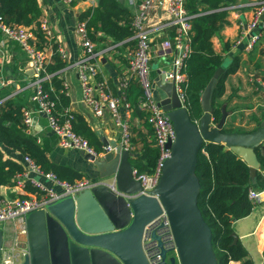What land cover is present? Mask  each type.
Segmentation results:
<instances>
[{
	"label": "water",
	"instance_id": "1",
	"mask_svg": "<svg viewBox=\"0 0 264 264\" xmlns=\"http://www.w3.org/2000/svg\"><path fill=\"white\" fill-rule=\"evenodd\" d=\"M222 73L220 67L212 75L200 95L202 115L191 120L173 83L158 71L151 84L152 96L171 121L175 139L166 145L171 157L163 163L155 187L140 194V183L133 179L128 161L133 154L102 139L104 147L113 151L101 157L80 152L97 172L95 183L28 214L27 254L21 264H217L211 230L197 206L198 152L203 143L224 145L247 164L254 184L260 169L255 150L264 142V119L252 132L223 133L228 113L222 106L219 121L213 123L212 93ZM36 122L33 118L32 126ZM160 218L167 221L171 248H166L159 234L164 228ZM2 243L0 230V253ZM174 249V255H169Z\"/></svg>",
	"mask_w": 264,
	"mask_h": 264
},
{
	"label": "crops",
	"instance_id": "2",
	"mask_svg": "<svg viewBox=\"0 0 264 264\" xmlns=\"http://www.w3.org/2000/svg\"><path fill=\"white\" fill-rule=\"evenodd\" d=\"M36 1L40 11L39 18L46 20L52 31L50 41L45 38L41 41V48L48 51L50 55L46 69L48 66L54 65V55L58 56L64 64L62 69L50 74L52 78L53 76L56 77L59 84L65 82L67 95L62 93V89L57 91L51 80L46 82L49 84L48 91H51L57 98L56 112L61 113L65 109H69L74 117L73 123L75 122L76 125L90 130L100 142L98 150L93 147L97 153H103L104 145L102 139L107 144L119 145V131L115 128L111 116L105 111L102 117H96L91 108L81 101L82 95L78 80L77 65L83 54L79 38L75 33V27L78 21L81 20V15L96 8L99 0H78L71 6L64 5L59 0ZM138 1L140 0L136 2ZM118 2L127 9L129 12L128 19H131L135 13V8L129 5L128 0H118ZM262 2L264 3V0H235L234 5L229 7L225 22L221 24L219 29L214 30L211 37L215 53L225 57L228 61L230 58L237 56L240 61L237 72L228 76L225 81L223 96L215 101L216 104L224 106L228 113L224 128L240 131L237 133H248L264 119V31L260 42L252 51H245V41L238 43L240 35L239 22H246L251 16L254 5ZM158 18L160 19V25L157 29H154L156 31L151 37V57L161 62L158 71L163 72L169 70L164 68L167 65V63L164 64V60L170 61L171 56L169 52H166V57L161 58L160 54L162 52L159 53L161 51L160 43L172 42L174 34L172 29L166 27L165 19L163 17ZM99 36L100 34H98ZM130 41L132 42L131 37L119 44H114L109 39H104L98 43L93 42L97 53L95 61L97 72L96 76L91 80L93 87L97 83H104L107 92L113 96L119 94V83L123 76L127 75L128 56L133 50V42L131 43ZM0 43L6 44V57L2 71L5 80L9 81V84L0 89V109L8 100L19 101L22 104V108L29 110L33 113L32 118L37 119L36 125L30 129V132L25 133L36 137L37 144L44 149L49 162L69 168L80 174L82 178L95 180L97 172L93 169L92 164L85 161L79 151L65 150L58 146V137L48 127L44 115L39 114L36 111L35 104L31 102L32 73L27 54L18 44L10 41L1 32ZM36 45L38 46L37 43ZM60 48L63 49L66 55L64 59L60 56ZM158 71L155 77L158 76ZM95 96H98L97 91ZM134 105L132 106L134 107ZM119 112L122 118L127 120L129 126L130 152L133 156L128 161L133 169H143L141 171L146 172V157L154 155L157 149L154 145L152 129L148 125L144 113L137 109L125 114L123 107H120ZM241 113H244L243 115L250 114L251 117L245 119L241 116L240 123H235L234 115ZM244 119L248 123L246 130L241 129L243 124L246 123V121H242ZM257 149L262 153V148L259 147ZM0 150L3 153V159L12 160L23 168L24 155L2 146H0ZM257 173L264 176V166L260 164V169L257 170ZM30 177L40 181L45 186H52L50 182L39 176L31 174ZM11 184L0 187L1 197L6 199L19 197V192L15 191L14 185ZM29 190L32 191L31 189ZM252 190L260 191L258 189ZM12 226L14 227V224H10V229L7 228L3 232L4 236H10ZM232 229L236 241L240 242L247 253L245 259L250 260L252 264H264V197L260 201L254 202L252 211L247 217L233 222ZM240 263L241 261L229 262V264Z\"/></svg>",
	"mask_w": 264,
	"mask_h": 264
},
{
	"label": "built area",
	"instance_id": "3",
	"mask_svg": "<svg viewBox=\"0 0 264 264\" xmlns=\"http://www.w3.org/2000/svg\"><path fill=\"white\" fill-rule=\"evenodd\" d=\"M62 4L71 6L78 0H59ZM129 5L135 8V13L131 17L130 30L133 50L128 56V72L120 80L119 94L113 96L107 92L104 83H97L93 87L91 80L96 76V56L95 46L89 38L87 19L78 21L75 33L79 38L82 48V58L78 62V80L81 88V101L88 105L96 117H102L107 111L111 116L115 128L119 131V145L121 149L130 152L131 141L127 120H124L119 112L123 107L125 114L137 109L144 113L145 119L152 129L154 145L158 150V158L151 173L142 172L138 169L132 170V177L141 186L140 194L151 191L161 175L163 163L171 157L168 143H173L175 132L173 125L164 111L153 100L149 75V64L152 60V34L160 25L163 17L166 27L173 30V41L160 43L161 58L166 57L169 52V70L163 71L165 79L173 83L176 94L182 107L186 108L184 97V86L187 82L185 61L190 53V41L192 36L191 21L193 16L189 15L185 8L186 0H128ZM240 35L238 43L245 41V51H252L260 42L264 31V3H257L253 7L250 18L246 22H239ZM38 29L41 38L50 41L52 31L46 20L39 18L37 27L6 26L0 21V32L10 41L18 44L27 54L31 62L32 73V96L31 102L35 104L36 111L44 115L48 127L58 137V146L62 149H72L95 157L102 156L113 148L106 146L103 153H97L87 140L72 129L73 114L69 109L61 113L56 112V101L50 93L43 88V83L51 80L52 75L47 71L46 65L49 60V52L45 49L37 48V38L33 30ZM5 43H0V89L7 84L3 77V65L5 62ZM62 59L66 55L60 48ZM136 82L142 90L134 107L126 100V90L131 82ZM67 85L62 84V93H66ZM98 96H95V92ZM187 109V108H186ZM33 113L22 108V124L26 132H30L32 126ZM260 148L264 152V142ZM24 166L22 172L14 175L11 185L15 191L19 192V197L6 199L0 195V223L11 222L12 232L9 237L3 234V243L0 253V264H21L27 254L25 219L28 214L34 211L45 210L50 202H57L65 197H73L77 193L91 187L95 183L93 180L81 178L68 182L57 178L51 172H43L40 167L29 157L24 156ZM33 174L50 182L48 187L40 181L30 177ZM31 189L32 191H30ZM29 193V194H27ZM263 191L250 190L248 198L255 202L262 197ZM158 223H163L164 228L159 231L162 240L166 243V248L173 247V241L168 228L167 221L160 218ZM3 232V231H2ZM175 249L169 255H174Z\"/></svg>",
	"mask_w": 264,
	"mask_h": 264
},
{
	"label": "trees",
	"instance_id": "4",
	"mask_svg": "<svg viewBox=\"0 0 264 264\" xmlns=\"http://www.w3.org/2000/svg\"><path fill=\"white\" fill-rule=\"evenodd\" d=\"M234 2L235 0H186V11L193 16L190 53L185 61L187 82L184 86L185 104L191 120H196L202 115L200 95L214 72L223 67V73L212 93L213 123L219 121L222 105L216 104L215 101L223 96L228 76L235 74L239 69L240 61L237 56L228 61L215 53L211 43L214 30L219 29L225 22L229 7L233 6ZM39 16L36 0H0V21L6 26L37 27ZM128 18L129 12L118 0H99L96 8L81 15V19L88 20L89 38L97 43L109 39L114 44H119L130 38L131 19ZM33 33L37 38V48L41 49L42 36L38 29L33 30ZM53 60L54 65L47 67L49 73L64 67L58 56L54 55ZM51 82L57 91L62 89V83L59 84L55 76ZM43 88L48 91L49 84L43 83ZM48 92L57 103L56 96L51 91ZM141 94L139 85L131 82L126 90V100L134 105ZM259 125L249 132L256 130ZM72 129L85 138L90 146L97 150L100 148V142L90 130L76 125L75 122ZM25 132L22 124V104L17 100L6 101L0 109V146L29 156L43 172H51L61 180L72 182L82 178L69 168L49 162L44 149L37 144L36 137ZM222 132L240 131L223 128ZM255 152L259 163L264 166V152L261 153L259 149ZM146 158V172L151 173L158 158V150ZM20 172L22 167L12 160L3 159L0 150V187L11 184L14 175ZM195 174L200 185L197 206L211 230L212 248L217 264H229L231 261L252 264L250 260L245 259L247 253L240 242L233 243L232 224L251 213L254 202L248 198V193L252 189L264 192V176L257 173L253 184L249 167L240 157L222 144L210 143H203L198 152Z\"/></svg>",
	"mask_w": 264,
	"mask_h": 264
},
{
	"label": "rangeland",
	"instance_id": "5",
	"mask_svg": "<svg viewBox=\"0 0 264 264\" xmlns=\"http://www.w3.org/2000/svg\"><path fill=\"white\" fill-rule=\"evenodd\" d=\"M137 1V0H136ZM167 63V65L164 67L165 69H169V61L168 60H164V64ZM161 66V62L157 59H152V61L150 62L149 64V67H150V77L151 78H154L156 75H157V71H158V68ZM244 113H241V114H236L234 115V122L235 123H240V117H244L245 119L246 118H250V114L248 115H243ZM242 120L243 122H245L246 120ZM231 123H233L231 121ZM248 126V123L246 121V123L243 124V128L241 127V129H247ZM246 127V128H245ZM87 177V176H86ZM10 224H12L11 222H6V223H0V230L5 232V230L8 228L10 229Z\"/></svg>",
	"mask_w": 264,
	"mask_h": 264
}]
</instances>
